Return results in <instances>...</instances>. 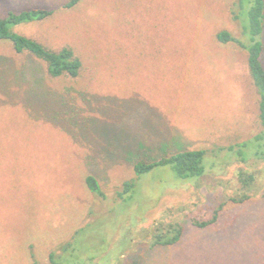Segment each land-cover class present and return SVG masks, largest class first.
<instances>
[{
    "label": "rangeland",
    "instance_id": "374dc122",
    "mask_svg": "<svg viewBox=\"0 0 264 264\" xmlns=\"http://www.w3.org/2000/svg\"><path fill=\"white\" fill-rule=\"evenodd\" d=\"M66 1L0 0V17L53 8L15 30L54 50L71 47L83 65L77 77H51L0 41V264H33L31 250L38 264H50L54 250L59 264H264V161L250 160L259 96L247 51L216 37L226 30L246 39L235 18L247 22L245 5L82 0L63 8ZM193 148L208 150L195 183L156 168L140 204L122 203L135 162ZM254 161L261 190L229 201L237 168ZM86 174L105 198L87 188ZM223 202L214 223L193 225ZM157 218L180 220L181 241L139 242ZM68 243L74 250L59 252Z\"/></svg>",
    "mask_w": 264,
    "mask_h": 264
},
{
    "label": "trees",
    "instance_id": "16d2710c",
    "mask_svg": "<svg viewBox=\"0 0 264 264\" xmlns=\"http://www.w3.org/2000/svg\"><path fill=\"white\" fill-rule=\"evenodd\" d=\"M82 0H67L63 3V8H73ZM239 6L247 8V22H240L239 15L235 18L239 20L241 29L246 36L245 40L234 37L229 31L222 30L216 34L220 42L234 41L242 49L247 51V66L252 82L257 90L258 100V117L261 124V130L252 135L250 143L252 154L250 160L264 161V64L262 62V54L264 51V0H238ZM244 8V7H243ZM53 8L31 6L19 11L10 10L5 16L0 17V41H8L17 53H27L33 58L45 64L46 71L51 77H60L68 75L77 77L82 69V60L69 46H63L58 50H54L45 46L41 42L30 38L15 30L17 26L29 24L49 18L54 14ZM2 78V74H0ZM208 150L206 148L199 149H184L171 153L168 156H161L158 159L151 161L138 160L134 163L133 169L135 177L123 183V188L118 192V196L122 203H138L139 196L143 192L142 183L148 179L155 177L158 172L156 168H162V171L168 170L173 173L177 181H189L195 183L207 169V161L205 166V157L207 158ZM255 161L250 164V170L242 167L237 168V184L233 193L228 200L233 203H242L249 200L251 197L259 193L262 188V182L259 181L261 169L252 168L255 166ZM87 188L96 196L105 198V193L102 190L98 180L92 174H86L84 177ZM229 183V182H228ZM198 184V183H196ZM195 184V185H196ZM144 193V192H143ZM139 195V196H137ZM224 205H217L210 218H192V223L195 227L204 228L217 220L219 211ZM91 226L92 223H89ZM89 226V227H90ZM82 227V228H89ZM79 228L74 237L83 229ZM185 228L180 220L172 219L165 220L157 218L146 227H141L139 230V242L150 243L155 245H174L181 241ZM128 232L130 241L133 238V232ZM59 252L67 253L73 251L74 248L70 243L60 245ZM57 251L54 250L49 254L50 264H59L55 260ZM31 259L33 264H38L34 253L31 250ZM67 264H70L69 262Z\"/></svg>",
    "mask_w": 264,
    "mask_h": 264
}]
</instances>
